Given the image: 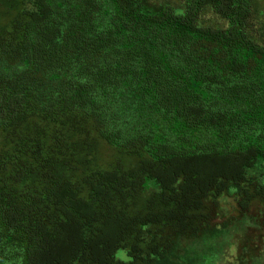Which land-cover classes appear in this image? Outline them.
<instances>
[{
    "label": "trees",
    "instance_id": "obj_1",
    "mask_svg": "<svg viewBox=\"0 0 264 264\" xmlns=\"http://www.w3.org/2000/svg\"><path fill=\"white\" fill-rule=\"evenodd\" d=\"M185 1L0 0V63L17 68L0 73V264H177L182 240L229 228L231 188L254 224L240 248L261 252L253 0ZM207 6L227 29L198 23ZM123 97L141 128L120 126Z\"/></svg>",
    "mask_w": 264,
    "mask_h": 264
},
{
    "label": "rangeland",
    "instance_id": "obj_2",
    "mask_svg": "<svg viewBox=\"0 0 264 264\" xmlns=\"http://www.w3.org/2000/svg\"><path fill=\"white\" fill-rule=\"evenodd\" d=\"M154 4H170L178 13L185 12V0H150ZM31 3V1H30ZM31 6V5H29ZM198 23L204 27L214 29H227L229 21L221 14L217 13L211 6L201 10ZM250 34L259 44L264 45V0H253V16L250 23ZM22 65L20 66V68ZM16 67H6L0 63V73L16 72ZM120 105V126L124 129H139L148 120L147 112H142V108L136 103L134 98H121ZM113 107L119 106L114 103ZM164 126L161 128L163 129ZM167 132L171 139L176 140L177 136L168 129ZM250 175L258 177L264 182V159H259L256 165L248 170ZM148 190L158 189L154 180L147 182ZM237 192L234 188L223 192L218 200L220 202L221 218L230 219L229 228L221 234L215 236H203L200 238H187L181 241L177 264H264V232H260L262 239H254L253 243L260 247L259 254L253 250L243 253L241 244L246 238L247 231L254 225L249 217L239 216L237 209ZM259 232L255 233V237ZM256 240V241H255ZM120 258H127L126 250L117 253ZM77 264V263H76Z\"/></svg>",
    "mask_w": 264,
    "mask_h": 264
}]
</instances>
